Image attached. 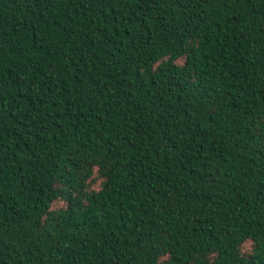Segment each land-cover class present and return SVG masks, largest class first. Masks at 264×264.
<instances>
[{
  "label": "trees",
  "instance_id": "trees-1",
  "mask_svg": "<svg viewBox=\"0 0 264 264\" xmlns=\"http://www.w3.org/2000/svg\"><path fill=\"white\" fill-rule=\"evenodd\" d=\"M0 264H264V0H0Z\"/></svg>",
  "mask_w": 264,
  "mask_h": 264
}]
</instances>
